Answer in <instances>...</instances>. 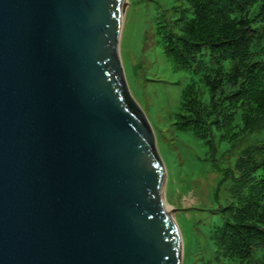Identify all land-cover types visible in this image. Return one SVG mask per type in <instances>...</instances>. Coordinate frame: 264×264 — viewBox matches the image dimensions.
Here are the masks:
<instances>
[{
    "label": "water",
    "instance_id": "obj_1",
    "mask_svg": "<svg viewBox=\"0 0 264 264\" xmlns=\"http://www.w3.org/2000/svg\"><path fill=\"white\" fill-rule=\"evenodd\" d=\"M124 0H0V264H182L129 93Z\"/></svg>",
    "mask_w": 264,
    "mask_h": 264
},
{
    "label": "trees",
    "instance_id": "obj_2",
    "mask_svg": "<svg viewBox=\"0 0 264 264\" xmlns=\"http://www.w3.org/2000/svg\"><path fill=\"white\" fill-rule=\"evenodd\" d=\"M157 24L175 67L194 69L211 93L207 103L194 84L186 88L183 125L214 135L236 129L239 116L236 137L264 121V0H177ZM244 155L227 204L215 209L220 223L206 228L205 264H264V145Z\"/></svg>",
    "mask_w": 264,
    "mask_h": 264
},
{
    "label": "rangeland",
    "instance_id": "obj_3",
    "mask_svg": "<svg viewBox=\"0 0 264 264\" xmlns=\"http://www.w3.org/2000/svg\"><path fill=\"white\" fill-rule=\"evenodd\" d=\"M127 1L119 49L129 93L144 112L166 167L164 195L181 232L182 264H205L212 255L206 228L211 221L220 223L215 209L228 202L239 160L247 150L264 145V131H258L264 130V121L236 137L230 134L233 127L210 135L183 125L186 88L194 84L207 103L211 93L194 69L175 67L157 33L158 21L177 0ZM234 126L241 130L244 121L237 116Z\"/></svg>",
    "mask_w": 264,
    "mask_h": 264
},
{
    "label": "bare ground",
    "instance_id": "obj_4",
    "mask_svg": "<svg viewBox=\"0 0 264 264\" xmlns=\"http://www.w3.org/2000/svg\"><path fill=\"white\" fill-rule=\"evenodd\" d=\"M127 3H128V1L127 0H124V8H125V6H126ZM123 18H124V16H123ZM163 200L165 201L164 189H163ZM165 208H166L167 212H171V213L174 212L172 206L168 205L166 203V201H165Z\"/></svg>",
    "mask_w": 264,
    "mask_h": 264
}]
</instances>
